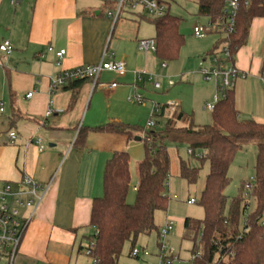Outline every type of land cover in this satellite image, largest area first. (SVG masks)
<instances>
[{"label":"crops","instance_id":"0c3cea01","mask_svg":"<svg viewBox=\"0 0 264 264\" xmlns=\"http://www.w3.org/2000/svg\"><path fill=\"white\" fill-rule=\"evenodd\" d=\"M145 18L126 12L114 23L104 3L99 7L95 0H19L17 5L0 0V45L9 41L13 46L10 54L0 50V108L4 109L0 111V183H11L17 189L27 175L45 185L55 175L45 201L25 230L17 264L84 263V242H90L94 234L92 203L103 195L105 164L115 152L130 155L144 139L143 133L129 137L93 128L111 122L132 125L138 108L129 99L141 94L147 100L150 91L163 89L147 81L151 75L156 79L160 60L155 53L138 48L140 40L155 37H145L141 25ZM49 47L54 51L49 52ZM61 50L66 54L58 60L55 52ZM263 50L264 18H255L246 45L234 57L236 67L248 76L234 90L239 118L247 97L252 109L248 115L258 122L264 121ZM109 61H123L125 74L103 72L95 87L85 82L72 106V90L52 91V81L63 72ZM137 74L143 82L137 83ZM197 75L202 77L199 71ZM112 82L118 84L113 90L98 86ZM30 92L33 96L27 98ZM176 105L175 110L182 111ZM47 111L52 114L46 116ZM173 112L166 107L159 117L167 120ZM84 129L88 132L80 143L78 134ZM11 131L17 133L15 144L10 143ZM35 139H41L43 151L33 143ZM145 155L137 158V174ZM22 214L27 216L29 210ZM184 224L185 219L183 235ZM190 260L183 261L189 264Z\"/></svg>","mask_w":264,"mask_h":264},{"label":"trees","instance_id":"16d2710c","mask_svg":"<svg viewBox=\"0 0 264 264\" xmlns=\"http://www.w3.org/2000/svg\"><path fill=\"white\" fill-rule=\"evenodd\" d=\"M195 1L199 5V15L211 22H220L225 16L226 0ZM168 5L170 7V2ZM104 7L111 11L115 4L104 3ZM255 18H264V0H242L235 31L228 36L232 55L235 56L246 45L251 22ZM150 22L155 28L156 57L163 62L176 60L185 43V37L179 30L180 18L171 15L168 9L164 16ZM221 31L217 27L208 33ZM88 81H68L64 89L73 91L71 106L76 102L81 86ZM212 119L211 125L197 126L192 116L175 110L162 130L141 132L147 134L150 142L143 139L146 155L138 164V185L133 203L127 199L131 189L129 153L115 152L107 160L103 195L93 200L91 208L90 226L94 228V234L89 237L90 243L86 247L91 250L90 257L96 261L95 264H122L120 257L127 244L131 246L132 255L141 236L158 231L155 215L158 211H166L170 200L171 160L165 140L186 142L194 153L205 151L206 157L202 160L209 163L201 200L205 216L203 219L185 218L183 238L193 244L189 264H264V121L240 120L234 89L228 90L225 97L215 104ZM139 128L123 122H111L93 130L132 137ZM87 132L80 130L78 142L84 141ZM250 142H257L255 177L250 191L255 198V208L241 225V217L249 208V199L241 193L228 204L225 190L230 184L228 173L238 151ZM180 176L187 183L194 184L198 180L199 169L181 160Z\"/></svg>","mask_w":264,"mask_h":264},{"label":"rangeland","instance_id":"374dc122","mask_svg":"<svg viewBox=\"0 0 264 264\" xmlns=\"http://www.w3.org/2000/svg\"><path fill=\"white\" fill-rule=\"evenodd\" d=\"M95 1L97 6H102V1ZM169 8L171 15L181 20L179 30L185 37V43L180 50L179 57L176 60L167 61L165 68L161 67L163 61L160 60V68L156 74L158 78L156 77L155 80L162 85L163 89L150 91L149 96H146V103L143 105L129 102L130 105H136L138 108L134 114V122L131 124L140 127L138 131L140 134H142L141 132L146 133L147 131L154 130L146 127L149 120L157 122V126L155 127L157 130H162L164 127L166 120L159 116L152 117L151 108L153 103H158L167 108L172 103L181 105L182 111L193 117L195 125H211L213 124L212 112L206 111L204 105L206 101L212 102L215 94L220 95L216 81L207 82L201 76H198L197 73L203 57H209L212 52L219 53L227 45L228 34L224 31L209 32L201 39L193 35V29L196 25H206L209 22L207 17L199 15V5L195 0H170ZM145 17V19L141 20V25L146 34L145 37H154V28L150 23V20L154 18L147 15ZM208 65L209 61L206 62V66ZM169 82L173 84L171 87L168 85ZM262 88L264 91V85ZM250 110H252L251 105L248 98L245 97L244 114L241 115L240 119L253 120V117L248 115ZM143 138L150 142L147 134H144ZM136 144L137 147L133 148L130 154L131 189L127 198L129 203H133L136 199V191L134 189L138 185L136 161L141 154L146 152L145 141L137 142ZM164 144L167 147L171 160V173L168 182V196L170 200L166 211H158L156 213L155 222L158 227H163L167 217L175 221L174 230L166 239V242L169 248H172L175 254L182 260H188L191 257L193 244L188 239L183 238L181 224H183V219L187 217L203 219L205 216L201 200L209 174V163L198 156L189 155V146L186 142L165 140ZM256 155L257 142L245 144L238 151L228 173L231 179L229 186L225 190L228 204H230L232 199L240 196L241 193H244L247 199H249V208L247 213L241 217V225L244 224L248 214L255 208V198L251 192L243 191V185L252 183L251 179L255 177ZM181 160L187 162L190 167L199 169V177L194 184H189L181 178ZM190 199H195L196 203L189 204L188 200ZM89 243L85 240L84 246H89ZM160 244L161 239L159 238L158 231L153 232L149 236H141L136 246L138 248L145 247L150 256L141 258V260L130 257L131 246L127 244L120 257V262L122 264H157L159 262ZM83 257V264H94L93 259L86 254V251H84Z\"/></svg>","mask_w":264,"mask_h":264},{"label":"built area","instance_id":"2783aa9c","mask_svg":"<svg viewBox=\"0 0 264 264\" xmlns=\"http://www.w3.org/2000/svg\"><path fill=\"white\" fill-rule=\"evenodd\" d=\"M103 3H114L115 8L111 11H107V17L112 19L113 22H117L119 18L126 12H132L138 15H147L151 18H160L166 14L169 9L168 2L170 0H100ZM19 0H11L12 5H17ZM242 0H226L225 1V16L220 19V22L213 23L209 20L206 25H196L193 29V35L196 38H204L205 34L210 29L220 28L228 34H232L235 31L236 16L240 9ZM248 2H246L247 4ZM138 48L142 52L157 51V43L155 39H142L138 43ZM0 50L6 54L13 52V46L9 41H5L0 45ZM49 52H53L52 47L48 48ZM66 54L65 50L55 52L58 60H61ZM229 49V43L221 49L219 53H213L207 58L209 59V65L206 66V60L200 63L199 73L207 81H216L218 93L213 98L212 102H207L204 109L212 112L214 106L220 99L225 97L228 90L234 89L236 83L239 80L247 78V74L240 71L232 59H234ZM166 65L163 63V67ZM103 72L114 73L118 76L124 75L126 72V65L123 61H109L101 62L94 66H85L65 71L52 81V91L61 89L68 84L70 80L87 79L92 84L97 86L100 76ZM137 83L144 81L143 77L139 74L136 76ZM147 81L150 82L155 89H160L161 85L157 82L154 76H149ZM170 85H173L169 82ZM101 88L113 90L118 86L116 82L108 84H99ZM33 96V92L28 93L27 98ZM132 102H136L140 105L146 103V100L141 94H136L133 98L129 99ZM166 106L158 103L152 105V117L161 115ZM175 111L176 104H170L168 107ZM3 107L0 111L3 112ZM52 111H47L46 116H50ZM157 122L149 120L146 127L155 129ZM10 143L15 144L17 140V133L11 131L9 133ZM39 148V151L44 150L41 139H35L33 142ZM188 154L192 156H198L200 159L206 157L205 151H198L194 153L193 150L188 149ZM55 179V175L50 181L43 185L33 178L25 175L18 182V188L14 189L11 183H0V264H17L16 258L19 253V249L23 240L25 230L31 220L35 218L37 212L49 192V189ZM252 183H247L245 188L248 192L252 189ZM137 187H135L136 190ZM189 204L196 203L195 199L188 200ZM23 210H29V214L23 215ZM175 221L168 219L167 222L159 230V238L161 239L159 262L157 264H186L178 255L175 254L172 248L166 242V239L172 234L174 230ZM86 254L90 257L91 250L86 249ZM132 256L136 259L142 257H149L150 253L143 248L137 246L132 250ZM94 264L96 261L93 259Z\"/></svg>","mask_w":264,"mask_h":264}]
</instances>
